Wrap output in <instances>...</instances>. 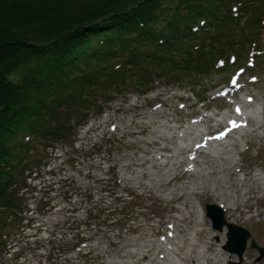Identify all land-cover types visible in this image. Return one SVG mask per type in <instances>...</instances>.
<instances>
[{"label":"rangeland","instance_id":"374dc122","mask_svg":"<svg viewBox=\"0 0 264 264\" xmlns=\"http://www.w3.org/2000/svg\"><path fill=\"white\" fill-rule=\"evenodd\" d=\"M240 10L243 20L249 16ZM242 26L227 31L223 46L237 44L245 56L255 28ZM261 38L255 40L263 54L247 68L245 89L237 95L218 98L229 76L213 64L201 72L175 70L173 79L152 83L148 91L106 92L112 100L82 109L83 124L67 140L45 149L33 137L37 150L29 158L37 155L40 162L19 182L23 221L0 245V264H228L237 256L222 248L226 228L213 229L205 205L224 209L234 202L237 210L230 215L224 209L225 219L251 233L242 264H264L251 247L252 240L264 246ZM197 82L202 87L192 86ZM236 106L248 116L242 128L192 159L193 143L222 127ZM174 163L178 170L170 173ZM186 169L191 173L182 175Z\"/></svg>","mask_w":264,"mask_h":264},{"label":"trees","instance_id":"16d2710c","mask_svg":"<svg viewBox=\"0 0 264 264\" xmlns=\"http://www.w3.org/2000/svg\"><path fill=\"white\" fill-rule=\"evenodd\" d=\"M263 17L264 0H0V245L23 221L20 184L40 162L29 158L33 137L47 149L83 124L82 109L111 101L108 91L201 72L228 47L242 55L224 36L243 22L255 37Z\"/></svg>","mask_w":264,"mask_h":264},{"label":"water","instance_id":"95a60500","mask_svg":"<svg viewBox=\"0 0 264 264\" xmlns=\"http://www.w3.org/2000/svg\"><path fill=\"white\" fill-rule=\"evenodd\" d=\"M208 216L213 220V227L218 230H222L224 224H226L223 210L220 209L217 205L208 204L207 206ZM228 233L227 237L228 240L226 244L223 246L224 249L228 250L229 252L236 253L239 257L238 262L229 261L228 264H241L242 254L246 247V241L249 237V232L237 225L232 223L227 224ZM254 247L257 245L253 244ZM260 251V255L258 260H260L264 256V248L257 247Z\"/></svg>","mask_w":264,"mask_h":264},{"label":"bare ground","instance_id":"6f19581e","mask_svg":"<svg viewBox=\"0 0 264 264\" xmlns=\"http://www.w3.org/2000/svg\"><path fill=\"white\" fill-rule=\"evenodd\" d=\"M197 157H194V159H196ZM204 158H208V160H209V158H210V156L209 155H206V156H204ZM198 160V159H197ZM177 163H174V164H172V166L170 167V169H169V172L171 173V172H175V170H178V166L176 165ZM188 173H191V171L189 170V169H186V170H182V175L184 174H188ZM182 197V195L181 196H178V198H181ZM218 197V196H217ZM261 200L262 201H264V196H262L261 197ZM220 204V203H219ZM224 209H227V210H229V212H230V215H233L235 212L234 211H236L237 210V206H236V202H234V203H231V204H228L227 206H225L224 207ZM202 214H203V216H204V218H205V213H204V209L202 208ZM210 247H212V245H209Z\"/></svg>","mask_w":264,"mask_h":264},{"label":"snow or ice","instance_id":"6c2138e0","mask_svg":"<svg viewBox=\"0 0 264 264\" xmlns=\"http://www.w3.org/2000/svg\"><path fill=\"white\" fill-rule=\"evenodd\" d=\"M237 111H239V109H237Z\"/></svg>","mask_w":264,"mask_h":264}]
</instances>
